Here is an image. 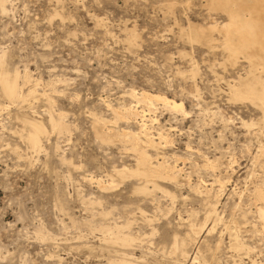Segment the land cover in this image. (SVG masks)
Segmentation results:
<instances>
[{"label": "rangeland", "instance_id": "obj_1", "mask_svg": "<svg viewBox=\"0 0 264 264\" xmlns=\"http://www.w3.org/2000/svg\"><path fill=\"white\" fill-rule=\"evenodd\" d=\"M3 1L0 74L18 76L23 99L0 89V264H264L254 197L264 111L243 97L264 83L263 53L232 55L223 28L230 11L264 27V0H233L228 11L222 0ZM143 92L183 112L148 109L132 96ZM130 109L140 117L116 118ZM28 122L45 131L36 150ZM135 149L173 168L175 181L118 178L135 169ZM143 184L149 192L135 190ZM190 222L205 227L184 261L171 248ZM114 224L131 244L105 239L100 227Z\"/></svg>", "mask_w": 264, "mask_h": 264}, {"label": "bare ground", "instance_id": "obj_2", "mask_svg": "<svg viewBox=\"0 0 264 264\" xmlns=\"http://www.w3.org/2000/svg\"><path fill=\"white\" fill-rule=\"evenodd\" d=\"M232 1L233 0H222V1H218V6L223 7V8L228 7V8H226V10L228 11L229 7L231 5H233V2ZM262 2H263V0H262ZM228 5H230V6H228ZM243 5L246 6L245 4H243ZM0 7H1L2 11H4V1L3 0H1V2H0ZM257 12H259V11H257ZM250 16H252V15H250ZM228 17H229L228 24H225L224 26L222 25L223 28L226 30V39H225V43H224V45L226 46V48L231 52L232 55L235 56L237 53H241L243 50H245V52H246L249 47L250 48L251 47H257L263 53V56H261L260 59L258 58V60L260 61L261 65H264V35H262V36L259 35V32L264 33V27L261 28V25L259 27L257 21L252 20L251 18H250V20H242L241 14L238 13V12H231L230 11V12H228ZM213 28L215 29L216 27H213ZM262 53H260V54H262ZM257 62L254 63V65H257ZM3 63H4V56L3 57H0V67H2L4 65ZM17 79H18V76L12 77L9 74L7 75V74H5L3 72L0 74V89L2 90L3 96L5 98H7L8 100H10V101H17L18 99L19 100H22L23 99L19 95V93L17 91V88H16L17 87ZM258 85H259V89H257V90L256 89H253L252 87L251 88L249 87L248 90H245L246 93L244 94L243 97L244 98L247 97V98H249V99H251L253 101H256L259 104V106L264 111V83H262V82L259 81V84ZM235 88L236 87L234 86L233 87L234 95H235L234 97L235 98L236 97L237 98L241 97L244 91L241 94V92L239 91L240 89L237 90ZM132 96L134 98L138 99V102H142V103L146 104L147 107H148V109H149L150 106H153L154 103L161 102L162 105H164V107H166L167 109H170V110H172L174 112L175 111L183 112V107H182L181 104L175 103L174 101H169L166 98L153 96V95H151L149 93H146V92H143L138 97H136L135 94H132ZM130 110H127L125 113H121L122 111L121 112L118 111V114L116 113L115 116H116L117 119L124 118V120H127L129 118H132L133 119V118H136V117L139 116L138 111H136V110H131L130 111ZM141 116L144 117V115H141ZM28 124H29V127L31 128V132L27 135V141H28L29 145L32 147V149H35L36 150V149L39 148V144H40L39 137H40L41 134H45V131H44L43 127L40 126L41 124H38V123H35V122H28ZM50 124H51V127H52V129H53L54 132H61V130L63 129V126L60 123V120L51 119L50 120ZM142 128L145 131L146 128H145L144 120L143 119H142L141 129ZM134 138H136V137H134ZM147 142L150 143V145L154 146V143L155 142L153 143L150 139H147ZM134 151L137 154V157H136L137 158V160H136L137 162H136L135 169L134 170L121 169V171L117 172L118 178H121L122 179V177H125L127 175L128 176L135 175V176H138V177H142L144 179V182H146V183H147V181H150L153 177L154 178L155 177L165 178L167 180L169 179L170 181L175 179L176 176H174V174H173L174 173L173 168H171L169 166H166L163 163L157 164L156 166H152L151 163H150V161H149L150 158L147 156V154L144 151H141L140 149H135ZM207 164L209 166L212 165L211 162L210 163H207ZM112 183H115V182L113 181ZM109 185H111V187L114 186L112 184H109ZM147 188H146L145 184H143L142 186L136 187L135 190H139L141 192H143V191H146L147 192L148 191ZM145 194H147V193H145ZM254 197H256L255 200L256 199H257V201L260 200L262 202V204H263L262 205L263 207L260 206L259 208L256 209L257 215H258V217L260 218V221H261L263 219V217H264V182L260 186L258 185V187L255 189V195H254ZM207 198H205V200ZM207 204H208V201H207ZM208 208H209V212L205 215V218L204 219H207L209 216H211L210 214L212 213L213 205L210 203V205H209ZM104 215H106V214H104ZM205 221L203 223H205ZM192 222H190L188 224V228L189 229H188V232L186 233V235H185L184 238L178 239L177 238L178 236H175L174 237V243H173L172 248H171V254L172 255H178L179 257L183 258L184 261L188 257V251H187L188 245H190V247H191V245L196 242L195 240L198 238V237L196 238V236L198 235V233L199 234L201 233L200 232L201 228L203 229L205 227L202 224V226H204V227H201V226L198 227V225H197V227H198L197 228L196 225L194 226V223L192 224ZM114 223H115V221H114ZM126 224L128 225V223H126ZM124 226H126V225L115 226V224H114L113 227H100V230L103 231L104 234L107 233V236H106L105 239L109 243L110 242H115V243L118 242V243L121 244V246H122V244L123 245H127V244L129 245V243L133 241V238L134 237L129 236L127 234H123L121 232V230L124 228ZM120 228H122V229H120ZM211 229H212V227L209 230H211ZM213 229H214V227H213ZM103 237H105V236H103ZM231 241H232V245L231 246H233L235 249H237V250H243L245 248L243 246V244L238 240V238H237V236L235 234L233 235V238H231ZM196 258L197 257L194 255L193 260L195 262H196ZM129 259H126L123 256V258H120L118 260L113 261V264H135V263H133L134 262L133 260H135V258H129Z\"/></svg>", "mask_w": 264, "mask_h": 264}]
</instances>
